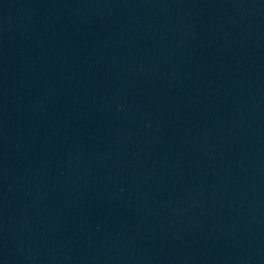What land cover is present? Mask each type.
<instances>
[{
  "label": "water",
  "instance_id": "95a60500",
  "mask_svg": "<svg viewBox=\"0 0 264 264\" xmlns=\"http://www.w3.org/2000/svg\"><path fill=\"white\" fill-rule=\"evenodd\" d=\"M0 264H264V0H0Z\"/></svg>",
  "mask_w": 264,
  "mask_h": 264
}]
</instances>
